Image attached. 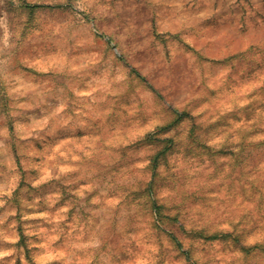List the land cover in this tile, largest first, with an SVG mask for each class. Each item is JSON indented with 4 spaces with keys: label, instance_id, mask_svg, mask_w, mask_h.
Wrapping results in <instances>:
<instances>
[{
    "label": "rangeland",
    "instance_id": "rangeland-1",
    "mask_svg": "<svg viewBox=\"0 0 264 264\" xmlns=\"http://www.w3.org/2000/svg\"><path fill=\"white\" fill-rule=\"evenodd\" d=\"M0 264H264V0H0Z\"/></svg>",
    "mask_w": 264,
    "mask_h": 264
},
{
    "label": "trees",
    "instance_id": "trees-1",
    "mask_svg": "<svg viewBox=\"0 0 264 264\" xmlns=\"http://www.w3.org/2000/svg\"><path fill=\"white\" fill-rule=\"evenodd\" d=\"M18 229L20 230V227H18ZM21 239L23 238V235H21V237H20Z\"/></svg>",
    "mask_w": 264,
    "mask_h": 264
}]
</instances>
